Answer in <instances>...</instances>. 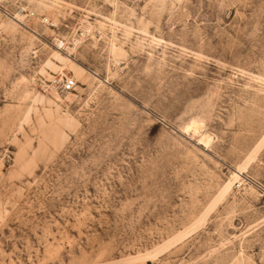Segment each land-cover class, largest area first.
Returning <instances> with one entry per match:
<instances>
[{
  "label": "rangeland",
  "instance_id": "rangeland-1",
  "mask_svg": "<svg viewBox=\"0 0 264 264\" xmlns=\"http://www.w3.org/2000/svg\"><path fill=\"white\" fill-rule=\"evenodd\" d=\"M0 264H264V0H0Z\"/></svg>",
  "mask_w": 264,
  "mask_h": 264
},
{
  "label": "built area",
  "instance_id": "built-area-1",
  "mask_svg": "<svg viewBox=\"0 0 264 264\" xmlns=\"http://www.w3.org/2000/svg\"><path fill=\"white\" fill-rule=\"evenodd\" d=\"M32 16V14H30ZM76 85V82L72 78H65L61 81L59 86L60 93L67 94L70 93Z\"/></svg>",
  "mask_w": 264,
  "mask_h": 264
}]
</instances>
